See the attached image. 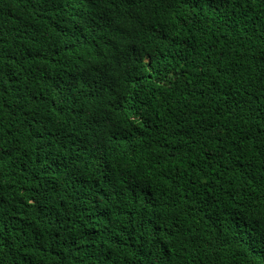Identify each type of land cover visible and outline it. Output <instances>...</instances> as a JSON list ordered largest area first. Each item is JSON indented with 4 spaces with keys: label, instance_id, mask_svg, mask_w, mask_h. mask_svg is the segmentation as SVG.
<instances>
[{
    "label": "trees",
    "instance_id": "trees-1",
    "mask_svg": "<svg viewBox=\"0 0 264 264\" xmlns=\"http://www.w3.org/2000/svg\"><path fill=\"white\" fill-rule=\"evenodd\" d=\"M0 264H264V0H0Z\"/></svg>",
    "mask_w": 264,
    "mask_h": 264
}]
</instances>
